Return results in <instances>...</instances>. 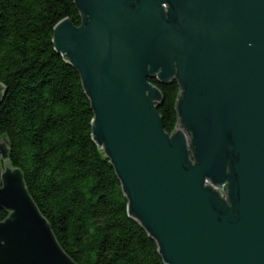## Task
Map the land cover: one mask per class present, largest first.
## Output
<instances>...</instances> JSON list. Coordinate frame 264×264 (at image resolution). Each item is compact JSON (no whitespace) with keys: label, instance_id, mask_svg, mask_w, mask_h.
<instances>
[{"label":"water","instance_id":"obj_1","mask_svg":"<svg viewBox=\"0 0 264 264\" xmlns=\"http://www.w3.org/2000/svg\"><path fill=\"white\" fill-rule=\"evenodd\" d=\"M74 4L81 25L60 21L55 50L80 75L93 139L164 262L264 264V0ZM149 79L179 87L171 134ZM7 150L2 138L0 264H75Z\"/></svg>","mask_w":264,"mask_h":264},{"label":"trees","instance_id":"obj_2","mask_svg":"<svg viewBox=\"0 0 264 264\" xmlns=\"http://www.w3.org/2000/svg\"><path fill=\"white\" fill-rule=\"evenodd\" d=\"M64 19L81 25L74 0H0V140L8 142V163L73 263L166 264L93 139L80 75L55 50L53 30ZM148 82L160 92L156 112L171 134L179 87ZM6 217L0 211V222Z\"/></svg>","mask_w":264,"mask_h":264},{"label":"rangeland","instance_id":"obj_3","mask_svg":"<svg viewBox=\"0 0 264 264\" xmlns=\"http://www.w3.org/2000/svg\"><path fill=\"white\" fill-rule=\"evenodd\" d=\"M2 167L5 168V162L4 160H1Z\"/></svg>","mask_w":264,"mask_h":264}]
</instances>
